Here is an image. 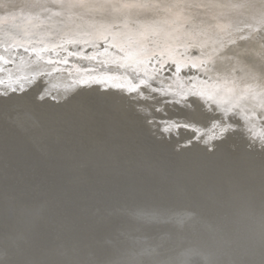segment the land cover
Returning a JSON list of instances; mask_svg holds the SVG:
<instances>
[{
    "label": "bare ground",
    "instance_id": "bare-ground-1",
    "mask_svg": "<svg viewBox=\"0 0 264 264\" xmlns=\"http://www.w3.org/2000/svg\"><path fill=\"white\" fill-rule=\"evenodd\" d=\"M173 59L234 117L105 67ZM262 113L264 0H0V264H264Z\"/></svg>",
    "mask_w": 264,
    "mask_h": 264
},
{
    "label": "snow or ice",
    "instance_id": "snow-or-ice-1",
    "mask_svg": "<svg viewBox=\"0 0 264 264\" xmlns=\"http://www.w3.org/2000/svg\"><path fill=\"white\" fill-rule=\"evenodd\" d=\"M202 65V62L173 59L157 61L155 67L150 62L144 65L113 64L105 65V67L125 69L126 75L123 78L128 81V92L152 100L160 97L156 111L164 116L167 115L164 105L175 104L182 108L199 105L204 111L212 114L213 121L223 120L225 115H229L231 120L234 117L232 109L221 108L222 100L213 95H205L202 91H195V82L202 79L200 74ZM189 69H195V71H189ZM218 111L219 115H217ZM260 119L264 120V113L261 114ZM231 126L237 127L236 124ZM184 127H190V125H184Z\"/></svg>",
    "mask_w": 264,
    "mask_h": 264
},
{
    "label": "water",
    "instance_id": "water-1",
    "mask_svg": "<svg viewBox=\"0 0 264 264\" xmlns=\"http://www.w3.org/2000/svg\"><path fill=\"white\" fill-rule=\"evenodd\" d=\"M147 141H148V143H152V144H155V142L153 141V140H150V138L149 137H147ZM152 144L151 145H149L150 146V148L152 149L153 147H152ZM149 151V150H148ZM170 159V158H169ZM173 161L175 160V158L174 157H172L171 158ZM171 164H169V166H170ZM177 165V164H176ZM172 166H173V168H174V172H176V170H175V167H177V166H174V164H172ZM193 181V180H192ZM262 184H264V182H261Z\"/></svg>",
    "mask_w": 264,
    "mask_h": 264
}]
</instances>
